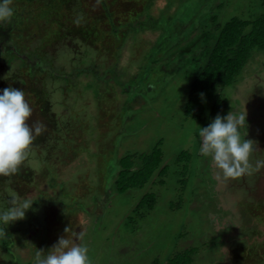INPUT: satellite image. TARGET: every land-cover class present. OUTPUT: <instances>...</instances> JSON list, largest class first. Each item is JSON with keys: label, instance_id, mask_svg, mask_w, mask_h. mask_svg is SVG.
I'll return each instance as SVG.
<instances>
[{"label": "rangeland", "instance_id": "rangeland-1", "mask_svg": "<svg viewBox=\"0 0 264 264\" xmlns=\"http://www.w3.org/2000/svg\"><path fill=\"white\" fill-rule=\"evenodd\" d=\"M73 1L12 0L13 7L32 12L12 42L57 73H31L19 58H0V89H23L33 108L31 121L45 125L18 172L0 176V210L9 206L10 192L34 200L24 218L5 225L12 238L8 249L0 227V264H31L38 249L46 255L61 236L73 238L78 231L85 234L92 264H176L187 253L190 264H264V166L224 180L211 157L200 154L198 135L217 114L247 113L242 138L253 140L252 163L264 161V54L256 53L239 80L221 91L224 105L216 113L207 109L195 118L185 110L190 75L180 70L187 64L179 67L187 56L169 66L163 54L155 63L146 59L164 32L155 20L176 11L181 0H153L148 10L149 0L137 10L124 0H106L124 23L120 39L112 38L100 2ZM199 3L196 12L206 0ZM48 5L56 13L47 12ZM212 5L221 25L233 16L254 19L264 12L258 0ZM173 30L169 26L166 37L177 40ZM69 74L74 76L67 80ZM146 77L145 89L123 88ZM158 145L164 175L118 191V160L137 156L138 166ZM145 193L155 196L149 209L138 207Z\"/></svg>", "mask_w": 264, "mask_h": 264}, {"label": "trees", "instance_id": "trees-1", "mask_svg": "<svg viewBox=\"0 0 264 264\" xmlns=\"http://www.w3.org/2000/svg\"><path fill=\"white\" fill-rule=\"evenodd\" d=\"M97 1L103 6L104 13L102 17L107 19L111 27L110 33L112 34V38L120 39V32L123 30L124 23L120 22L122 19H120L118 10L112 7L110 8L106 0ZM141 1L143 2V0H124L125 4L130 5V9L136 10ZM152 1L149 0L147 2V10L150 8ZM214 1L206 0L205 7L196 12L200 5L199 0H193L192 3H190V0H181L179 3L180 8L177 7L179 10L176 9V11L171 12L168 16L164 13L161 14L159 19L155 20L154 24L161 26L164 32L158 42L146 54V59L151 60V62L154 61L153 63L161 60L162 56L160 55H166L167 60L165 64L167 66L176 60L179 62L184 56H187V60H183L179 64V67H183V63L187 64L183 70L182 68L180 70L182 73L190 75L185 110L188 116H194L195 118L202 117L207 113V109H210L208 114L211 116L216 113L219 108L218 104L220 106L224 105L220 104L221 100L219 95H221V91L239 80L243 69L249 60L254 58L256 53L264 54V12L254 19L233 16L221 25L218 22L219 16L215 13L214 6L212 5ZM258 1L264 7V0ZM73 2L81 5L83 1L75 0ZM173 2H169L171 6ZM183 5L186 7L185 9ZM218 6L221 7L222 3ZM47 7L44 6L47 12L56 13L51 5ZM14 9L15 15L13 19L0 25V58L6 56L5 58L9 57V61L13 58H19L22 61L21 64L28 68V71L31 73L33 70L36 72L38 69L49 72V65L45 63V60L41 56L27 54L18 42H12L14 34L23 30L21 24L31 20L32 17V12L24 10V5L20 7L14 5ZM26 12H28V15ZM133 12L131 19L128 18L129 21L137 14L135 11ZM54 25L57 28L60 27L58 24ZM169 26H174L171 36H177V40H171L172 37H166V31ZM49 30H52V27ZM192 33H194L193 36H191ZM80 72V70L73 71L75 74ZM51 73L54 75L57 72L52 70ZM60 75L63 74L60 73ZM71 76L73 77L74 75L69 74L66 76V78L68 77L67 80ZM147 79L148 77L145 78V81L138 82L134 80L128 84L125 83L123 88L126 89L128 85L134 86L137 84L138 88L145 89L148 87L146 83ZM211 99H214L212 104H210ZM83 127L81 126L79 128ZM161 155L162 151L158 145L150 155L145 158H140L138 166L135 164L139 159L137 156L130 157L128 155L120 158L118 161H120L119 170L120 168L121 170L119 171L120 177L116 181V189L122 192L128 188L143 187L145 184L153 182L154 176L164 175L167 167L162 164L163 158ZM154 201L155 196L153 194L145 193L140 198L138 207H146L149 209L153 206ZM263 207L264 204H261V208H259L260 214L264 212ZM261 217L258 215L259 220H261ZM0 227L4 230V246L8 249L9 242H12L11 234L7 226L0 225ZM189 255L190 253H187L185 258H179V256L175 260V263L179 264L185 260L186 264H190L192 257ZM153 264L159 263L155 261Z\"/></svg>", "mask_w": 264, "mask_h": 264}, {"label": "clouds", "instance_id": "clouds-1", "mask_svg": "<svg viewBox=\"0 0 264 264\" xmlns=\"http://www.w3.org/2000/svg\"><path fill=\"white\" fill-rule=\"evenodd\" d=\"M15 15L12 0H0V25ZM33 108L23 89H0V176H12L28 159L31 145L45 128L39 119L31 121ZM31 121V122H30ZM247 127V113L216 115L207 126L199 128V152L211 157L222 179H237L251 175L264 166V161L252 163L255 150L253 140L242 138L241 130ZM34 200L9 193V206L0 210V225L22 219ZM68 233V229H65ZM84 232L73 233V238L61 236L46 253L38 249L31 264H92ZM74 241H80L79 243Z\"/></svg>", "mask_w": 264, "mask_h": 264}]
</instances>
